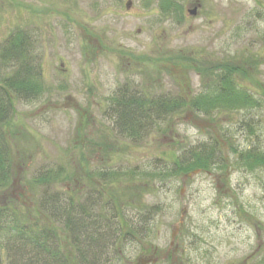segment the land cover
I'll use <instances>...</instances> for the list:
<instances>
[{
	"label": "rangeland",
	"instance_id": "374dc122",
	"mask_svg": "<svg viewBox=\"0 0 264 264\" xmlns=\"http://www.w3.org/2000/svg\"><path fill=\"white\" fill-rule=\"evenodd\" d=\"M19 30L41 75L37 95L13 96V183L0 203L18 197L34 211L35 176L60 169L50 191L83 198L96 187L134 226L123 225L106 264H264V167L234 151L264 150V0H0V49ZM9 63L0 58V79ZM231 65L260 106L204 101L142 137L119 134L120 89L191 102L213 97L218 66ZM205 142H217L223 165L180 172Z\"/></svg>",
	"mask_w": 264,
	"mask_h": 264
},
{
	"label": "trees",
	"instance_id": "16d2710c",
	"mask_svg": "<svg viewBox=\"0 0 264 264\" xmlns=\"http://www.w3.org/2000/svg\"><path fill=\"white\" fill-rule=\"evenodd\" d=\"M29 43L28 35L19 30L12 33L0 49V58L7 64L18 62L10 75L0 79V191L13 183L11 143L7 131L13 114V96L34 97L39 89L41 72L33 62ZM218 67L219 78L213 97H194L191 102L181 93L146 100V92L138 94L128 88L120 89L123 93L114 102L119 134L142 137L151 125L165 120L173 110L186 105L199 107L204 101L212 106L218 102L237 103L239 100L241 104L260 106V101L235 75L243 71L241 66ZM234 151L238 162L246 167H264V150L250 147ZM189 157L178 164L180 172L209 169L225 162L219 157L217 142L202 143L200 149L194 147ZM121 173L124 174L123 169H118L114 175L117 178ZM160 173L156 171L151 175ZM55 174L45 171L35 176L33 184L38 186L39 195L34 211L25 210L18 197L0 203V264H106L107 255L117 253L114 252L117 251L115 246L121 237L128 236V231L123 232V225H129L130 230L135 231L131 222L122 220L120 209L111 205L110 199L96 187L89 188L83 198L75 188L56 193L50 191L57 181L53 180ZM110 174L105 172L100 177L108 178ZM59 230L66 233L73 259L64 249Z\"/></svg>",
	"mask_w": 264,
	"mask_h": 264
},
{
	"label": "water",
	"instance_id": "95a60500",
	"mask_svg": "<svg viewBox=\"0 0 264 264\" xmlns=\"http://www.w3.org/2000/svg\"><path fill=\"white\" fill-rule=\"evenodd\" d=\"M198 6H194L192 9L189 10V12L193 15L197 13Z\"/></svg>",
	"mask_w": 264,
	"mask_h": 264
}]
</instances>
